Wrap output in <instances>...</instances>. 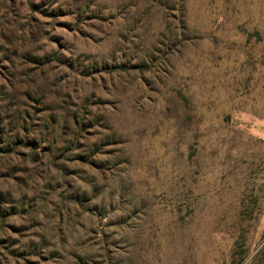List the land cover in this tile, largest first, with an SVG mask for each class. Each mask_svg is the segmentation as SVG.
I'll return each instance as SVG.
<instances>
[{
	"label": "rangeland",
	"instance_id": "obj_1",
	"mask_svg": "<svg viewBox=\"0 0 264 264\" xmlns=\"http://www.w3.org/2000/svg\"><path fill=\"white\" fill-rule=\"evenodd\" d=\"M0 264H264V0H0Z\"/></svg>",
	"mask_w": 264,
	"mask_h": 264
}]
</instances>
